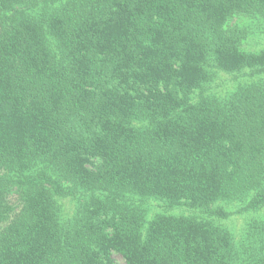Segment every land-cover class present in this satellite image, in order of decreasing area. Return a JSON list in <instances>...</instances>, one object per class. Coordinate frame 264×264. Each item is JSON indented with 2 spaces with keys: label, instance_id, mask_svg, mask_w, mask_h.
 <instances>
[{
  "label": "trees",
  "instance_id": "1",
  "mask_svg": "<svg viewBox=\"0 0 264 264\" xmlns=\"http://www.w3.org/2000/svg\"><path fill=\"white\" fill-rule=\"evenodd\" d=\"M246 19L264 0H0V264H264Z\"/></svg>",
  "mask_w": 264,
  "mask_h": 264
},
{
  "label": "rangeland",
  "instance_id": "2",
  "mask_svg": "<svg viewBox=\"0 0 264 264\" xmlns=\"http://www.w3.org/2000/svg\"><path fill=\"white\" fill-rule=\"evenodd\" d=\"M245 23H247L248 25L249 24L251 25L249 26L251 32L249 33L248 38L244 42V47H246V49L263 48L264 47V20L262 19L261 21H258V22L254 20L251 22L246 19ZM226 76L228 77V75H225V78ZM228 222L232 224V227L235 232H240L243 229V227H245L247 218L243 217L242 214H235L231 216ZM114 258L116 259L118 263L120 264L124 263V259L120 254L115 253Z\"/></svg>",
  "mask_w": 264,
  "mask_h": 264
}]
</instances>
